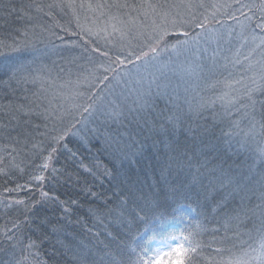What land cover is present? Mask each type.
<instances>
[{
	"label": "snow or ice",
	"instance_id": "snow-or-ice-1",
	"mask_svg": "<svg viewBox=\"0 0 264 264\" xmlns=\"http://www.w3.org/2000/svg\"><path fill=\"white\" fill-rule=\"evenodd\" d=\"M0 138V264H264V0H0Z\"/></svg>",
	"mask_w": 264,
	"mask_h": 264
},
{
	"label": "trees",
	"instance_id": "trees-1",
	"mask_svg": "<svg viewBox=\"0 0 264 264\" xmlns=\"http://www.w3.org/2000/svg\"><path fill=\"white\" fill-rule=\"evenodd\" d=\"M67 17H65L62 13L59 12V10H55V17L54 19H49L48 23L50 25H55L57 22H59L61 25L65 24ZM73 31H77L75 26L72 27ZM59 35L64 36L65 41H75L77 40V37L71 36L69 34L64 33L63 31H60L59 29H56ZM56 44H61V41L57 40ZM70 148H72L74 151L77 150V148H80L78 144L75 142H71L68 144ZM13 145H11L6 139L0 138V155H3L6 160L5 165H0V167H4L5 172L8 173V175H4L3 173H0V200H3L5 197L8 198L9 201L12 200H28L30 197H39L40 188L37 187L36 183L30 179V175L34 173V169L32 168L31 164L28 168H24V165L21 164V168H24V171L21 172L18 169L15 168H9L7 166V161L10 160V157H8V151H11V148ZM99 144H92L88 145L87 148L91 149V151H88L85 148H80V151L88 157V159L85 160V163H90L93 156H98L100 161L104 164H108V161L105 159L104 155L99 151L100 149ZM7 149V151H5ZM15 155V153H13ZM19 162V161H17ZM35 163H39V161H34ZM66 162L64 155H59L57 159L54 161L56 167H62ZM110 167V165H109ZM38 174V173H37ZM46 175V173H44ZM17 184L24 185L25 187L21 190L15 191V192H9L6 191V189L16 188ZM43 190L47 191L48 188L46 185L42 186ZM56 195H60L61 199H64L65 196L61 194V190H57L55 192ZM83 203V201H81ZM86 207V205H85ZM81 215L83 213H80ZM7 218L0 216V225H3L5 220ZM162 236H158L157 239L163 238ZM51 249L47 242L42 246L41 249V256L46 258L48 253H50Z\"/></svg>",
	"mask_w": 264,
	"mask_h": 264
},
{
	"label": "rangeland",
	"instance_id": "rangeland-1",
	"mask_svg": "<svg viewBox=\"0 0 264 264\" xmlns=\"http://www.w3.org/2000/svg\"><path fill=\"white\" fill-rule=\"evenodd\" d=\"M87 16H88V20H85L83 15L81 16V24H84L86 26L90 25L92 14L87 13ZM227 23L231 24L234 22L228 21ZM78 55H79V49H68V48L62 47V48L58 49L56 52H53L51 54L50 60L56 61L57 64H64L66 59H70L71 57L78 56ZM153 243L155 246L161 247L164 244V239L163 238L157 239Z\"/></svg>",
	"mask_w": 264,
	"mask_h": 264
}]
</instances>
